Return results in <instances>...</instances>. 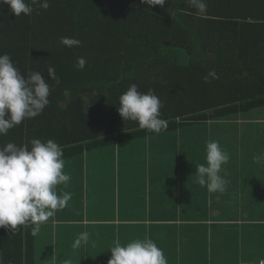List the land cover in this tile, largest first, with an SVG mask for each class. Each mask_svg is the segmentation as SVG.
Segmentation results:
<instances>
[{
    "label": "trees",
    "instance_id": "16d2710c",
    "mask_svg": "<svg viewBox=\"0 0 264 264\" xmlns=\"http://www.w3.org/2000/svg\"><path fill=\"white\" fill-rule=\"evenodd\" d=\"M205 2L201 15L187 0L152 7L143 0H50L47 10L34 5L20 17L0 5V54H10L25 76L38 71L52 85L49 105L0 135V147L52 139L68 161L208 122L262 120L264 0ZM62 36L81 45L66 47ZM213 70L215 77L208 75ZM131 84L154 90L167 130L149 132L120 116L119 97ZM20 230L0 228L5 264H37L36 236L31 227Z\"/></svg>",
    "mask_w": 264,
    "mask_h": 264
},
{
    "label": "crops",
    "instance_id": "0c3cea01",
    "mask_svg": "<svg viewBox=\"0 0 264 264\" xmlns=\"http://www.w3.org/2000/svg\"><path fill=\"white\" fill-rule=\"evenodd\" d=\"M210 140L230 153L223 193L197 182L196 165L206 164ZM138 145L144 157H131ZM105 149L113 157L65 161L71 180L57 191L72 198L35 234L37 264H108L116 240L145 237L163 249L168 264L264 259V117L208 122ZM20 232L12 237L20 239ZM83 232L87 242L73 248Z\"/></svg>",
    "mask_w": 264,
    "mask_h": 264
},
{
    "label": "clouds",
    "instance_id": "9594fccd",
    "mask_svg": "<svg viewBox=\"0 0 264 264\" xmlns=\"http://www.w3.org/2000/svg\"><path fill=\"white\" fill-rule=\"evenodd\" d=\"M152 6H163L166 0H143ZM196 8L197 14L207 10L205 0H187ZM7 5L15 17L30 16L34 5L47 10L50 0H0ZM60 42L69 48L79 47L77 38L62 36ZM86 60L79 57L76 67L83 69ZM52 80L59 83L52 65L48 67ZM215 77L213 70L208 74ZM218 78V77H216ZM205 82H209L205 76ZM52 85L38 71H30L27 76L16 67L8 53L0 54V135L20 125L26 119L40 115L49 105ZM163 102L153 89L141 92L138 85L130 87L119 97L118 112L125 121H135L140 129L160 133L167 130L168 121L161 118ZM29 144L17 146L7 143L0 147V228L14 231L18 226L31 227L32 234L40 231L43 223L65 208L72 198L70 192L58 193V185H67L70 174L64 171V149L56 141L39 138ZM230 160V153L224 150L218 140L206 144V164L196 165L197 182L209 193L226 190L229 181L221 175L222 166ZM88 232L78 235L72 247L86 243ZM108 264H168L164 251L151 238L135 239L127 244L119 240L111 247ZM0 264H5L4 253L0 250ZM63 264H72L70 259Z\"/></svg>",
    "mask_w": 264,
    "mask_h": 264
},
{
    "label": "rangeland",
    "instance_id": "374dc122",
    "mask_svg": "<svg viewBox=\"0 0 264 264\" xmlns=\"http://www.w3.org/2000/svg\"><path fill=\"white\" fill-rule=\"evenodd\" d=\"M262 112H264V109L262 110ZM259 113V111H257V114ZM126 149L130 150V147L129 146H125ZM137 151L134 153V155H131V157H144L143 153H139L141 150V145L137 147L136 149ZM108 149H105V150H101L97 153H95V155L93 157H113L112 156V153L109 152L108 153ZM106 153H107V156H106ZM89 157H92V156H89Z\"/></svg>",
    "mask_w": 264,
    "mask_h": 264
},
{
    "label": "built area",
    "instance_id": "2783aa9c",
    "mask_svg": "<svg viewBox=\"0 0 264 264\" xmlns=\"http://www.w3.org/2000/svg\"><path fill=\"white\" fill-rule=\"evenodd\" d=\"M244 264H264V260H260L259 262L244 263Z\"/></svg>",
    "mask_w": 264,
    "mask_h": 264
}]
</instances>
